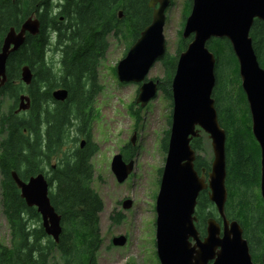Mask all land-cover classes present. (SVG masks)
<instances>
[{"label":"trees","instance_id":"obj_1","mask_svg":"<svg viewBox=\"0 0 264 264\" xmlns=\"http://www.w3.org/2000/svg\"><path fill=\"white\" fill-rule=\"evenodd\" d=\"M149 0H0V47L10 28L18 31L34 15L39 21L37 35H26L23 45L6 61V82L0 96L16 101L21 94L30 99V108L19 122L13 106L1 117L0 125V207L9 231V245L0 244V264H96L101 245L99 215L103 203L92 188L94 168L91 158L96 151L91 142L94 100L100 92L97 70L108 49L110 35L128 42L125 53L150 24ZM183 23L191 8L184 0ZM121 17H118V13ZM249 36L259 66L264 70V22L254 20ZM191 37L179 39L175 55L160 60L164 78L158 89L171 101V81L177 56ZM214 55L212 98L218 122L226 134L227 199L224 213L237 221L248 243L254 264L261 263L264 249V213L259 195L260 150L251 132V120L245 95L240 86L237 60L229 42L211 39L206 44ZM58 55L56 67L47 59ZM123 55V56H124ZM27 66L31 83L20 80L21 68ZM64 89V102H56L51 93ZM49 104V105H48ZM48 105V106H47ZM172 105V103H171ZM171 115V114H170ZM138 120V119H137ZM171 116L168 124L170 125ZM43 123V125H40ZM74 130L75 136L70 137ZM169 132L162 139L167 151ZM84 139L83 148L68 147ZM200 138L191 141L195 153L201 150ZM127 155L125 160H131ZM209 171V161L196 157L194 170ZM19 179L43 174L49 185L48 197L60 216L61 234L55 243L46 236L35 208L20 198L11 172ZM161 174V170H160ZM213 204L202 191L195 208L199 226L214 218ZM212 209V211H211ZM112 223L121 219L110 217ZM204 234V228L200 227Z\"/></svg>","mask_w":264,"mask_h":264},{"label":"water","instance_id":"obj_2","mask_svg":"<svg viewBox=\"0 0 264 264\" xmlns=\"http://www.w3.org/2000/svg\"><path fill=\"white\" fill-rule=\"evenodd\" d=\"M170 0H149L151 22L129 47L115 66V76L121 84H137L135 104L145 107L158 92V80L147 79L150 69L164 58L166 42L163 28L165 12ZM121 17V13H118ZM254 20L264 22V0H191V8L181 30V38L191 37L185 50L177 56L171 81V121L164 166L161 169L158 192L155 197V249L159 264H254L248 243L237 221L227 220L224 206L226 134L219 125L212 98L215 85L214 55L206 44L211 39L229 42L237 60L240 86L245 95L251 120V132L260 150L259 194L264 213V70L259 66L249 36ZM39 21L34 15L27 18L16 31L10 28L0 47V89L6 82L5 67L9 55L24 43L26 35L39 32ZM20 80L28 86L32 74L27 66L21 68ZM67 92L57 89L51 93L56 102H64ZM30 99L19 95L16 112H26ZM205 133L210 140L212 160L205 178L194 170L195 151L190 144ZM135 144V136L130 138ZM84 144L80 143V147ZM133 169L132 160L125 162L120 154L113 156L110 170L117 183L122 184ZM11 178L19 190L20 198L29 208H35L41 227L55 243L61 234L60 216L54 211L48 197L49 185L43 174L19 179L15 172ZM207 191L208 200L215 207L219 222L206 220V234L198 238L195 223L197 198ZM131 207L124 200L122 208ZM193 241V245L189 242ZM113 246H124L125 237L112 239ZM264 264V252L261 257Z\"/></svg>","mask_w":264,"mask_h":264},{"label":"rangeland","instance_id":"obj_3","mask_svg":"<svg viewBox=\"0 0 264 264\" xmlns=\"http://www.w3.org/2000/svg\"><path fill=\"white\" fill-rule=\"evenodd\" d=\"M173 0L166 10L163 35L166 42V54L175 55L182 30L183 2ZM128 42L122 37H108V49L100 61L97 75L100 92L94 100V116L91 122V142L96 151L91 158L94 168L92 188L103 203L99 215L101 245L96 256V264H159L154 255L153 239L155 219V197L158 192L160 170L164 166L165 154L162 150L164 132L168 129L171 114V101L159 90L156 97L145 107L135 104L137 84H121L115 76V66L122 59ZM47 59L56 67L58 55L52 51ZM164 78L161 62L150 69L147 79ZM13 105L12 100L0 96V118ZM138 119V120H137ZM135 130V144L132 146V173L119 184L110 170V162L119 149L130 143ZM75 132H70L74 137ZM1 138V134H0ZM82 139V138H81ZM81 139L69 143L68 147H77ZM198 156L204 161L212 160L210 140L202 132ZM131 200L129 210H123L121 201ZM213 211L216 212L213 206ZM211 209V211H212ZM116 211L123 214L120 223H112L110 217ZM217 214V213H216ZM129 233V241L124 247H114L112 237ZM0 244L9 245V231L0 207ZM50 264H60L56 259Z\"/></svg>","mask_w":264,"mask_h":264},{"label":"flooded vegetation","instance_id":"obj_4","mask_svg":"<svg viewBox=\"0 0 264 264\" xmlns=\"http://www.w3.org/2000/svg\"><path fill=\"white\" fill-rule=\"evenodd\" d=\"M172 4H173V0H170V5H169V7H171L172 6ZM168 7V8H169ZM183 7H184V4H183ZM167 8V9H168ZM151 9V8H150ZM152 10V9H151ZM182 13H183V10H182ZM1 43H2V41H1ZM159 81V80H158ZM160 82V81H159ZM5 84V83H4ZM160 85V83L158 84V86ZM4 86V85H3ZM2 86V87H3ZM1 90V89H0ZM13 102V115H15L16 117H17V119H18V122H19V116H23V115H25L26 114V112L28 111H26V112H16V110L18 109V106H19V97H18V99L16 100V101H12ZM49 105V104H48ZM47 105V106H48ZM1 123H2V121H1V118H0V125H1ZM40 125H43V123H41ZM169 127H168V129L164 132V135H166V133H168L169 132V128H170V125H168ZM133 132V135L135 136V134H136V132H135V130H133L132 131ZM169 138V137H168ZM1 139V138H0ZM194 140V139H193ZM192 140V141H193ZM81 141H83L84 143H85V140L84 139H81ZM83 146H84V144H83ZM83 146L82 147H80V148H83ZM132 146H134V145H131L130 143H128V144H125V145H123L120 149H119V151H118V154H120L121 156H122V159H123V161H125L126 163L127 162H129V161H131L132 160V158H131V160H125V157L127 156V155H132V150H133V148H132ZM164 154H166V151L164 152ZM198 156V154L196 153V157ZM165 159V158H164ZM195 161H196V158H195ZM194 161V162H195ZM207 173H208V171L207 172H205V178L207 177ZM201 174V172L198 174V175H200ZM124 200H126V199H123L120 203H121V207H122V202L124 201ZM131 206H132V203H131ZM131 208V207H130ZM129 208V209H130ZM123 209V208H122ZM129 209H127V210H129ZM124 210V209H123ZM126 210V211H127ZM112 217H115V218H118V219H121L120 220V222L123 220V214L122 213H120L119 211H116L114 214H112L111 215ZM119 222V223H120ZM152 223H153V226H154V237H155V219H154V221H152ZM115 224V223H114ZM202 226V228H204V234H202L201 233V231H200V227ZM201 226H199V222H198V220L196 221V223H195V229L197 230V233H198V238L200 239V240H203V238L205 237V234H206V220H204L203 221V223H201ZM119 236H124L125 237V245H127V243H128V241H129V233H124L123 235H119ZM114 237H112V239H113ZM112 239H111V244H112ZM189 242L191 243V245H193L194 243H193V241L192 240H189ZM153 244V247H154V249H155V239H153V242H152ZM124 245V246H125ZM124 246H121V247H124ZM114 247H119V246H114ZM250 252V251H249ZM263 252H264V249H263V251H262V254H263ZM154 255L156 256V249H155V251H154ZM261 257H262V255H261ZM156 258H157V256H156ZM252 258V257H251ZM158 260V259H157ZM159 262V261H158ZM210 264V263H209ZM261 264V263H260Z\"/></svg>","mask_w":264,"mask_h":264}]
</instances>
